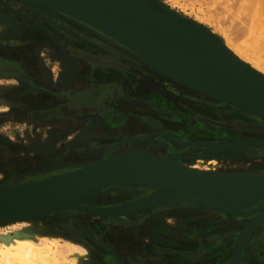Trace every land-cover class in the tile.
Returning a JSON list of instances; mask_svg holds the SVG:
<instances>
[{"label": "rangeland", "instance_id": "obj_1", "mask_svg": "<svg viewBox=\"0 0 264 264\" xmlns=\"http://www.w3.org/2000/svg\"><path fill=\"white\" fill-rule=\"evenodd\" d=\"M160 1L248 52L264 46V1L259 6L258 0H250L249 7L257 5L251 9L248 0ZM0 65V185L20 174L39 180L72 170L94 160L92 149L100 145L103 152L136 144L160 147L165 157H186L210 144L264 135L259 130L264 111L254 113L221 101L195 82L168 76L94 26L19 0H0ZM218 85L242 93L229 82ZM77 118L95 120L99 136L86 137L71 128L59 132ZM240 121L251 125L239 127ZM249 148L236 154L246 155L239 161L264 163V147ZM43 169L51 171L40 172ZM113 194L107 200L99 196L96 203L130 199L121 192ZM197 209L182 204L126 218L65 211L25 221L43 224L42 235L60 238L61 244L84 246L87 254L78 257V264H264V221L238 253L240 233L254 215L203 214ZM12 229L5 224L0 233ZM62 264H71L70 258Z\"/></svg>", "mask_w": 264, "mask_h": 264}, {"label": "bare ground", "instance_id": "obj_2", "mask_svg": "<svg viewBox=\"0 0 264 264\" xmlns=\"http://www.w3.org/2000/svg\"><path fill=\"white\" fill-rule=\"evenodd\" d=\"M28 1L33 2L35 6H39L40 9H46L42 8V6H47V3L58 6L66 12H72L82 17L89 18L130 45H135L137 48L145 51H151V53L163 61L167 67L176 71H183L195 78L206 81L210 83L212 88H221V94L226 96L225 98H239L242 100L238 102H243L245 104L247 102H253L256 107L259 108L258 111H264V54L262 55L260 53L264 48L263 45L261 50L256 48L257 50L248 52L246 49H243L244 47L235 46L229 38L217 33L207 26L212 34V36H208L203 29L198 27L199 25H203L201 22L198 21L190 24L188 20L185 19L186 17L174 11L175 9L173 8V12L175 13L166 12L164 6L167 4L160 0H136L138 2L133 6V11L138 17H145L147 15L146 17L151 16L152 19H157L156 21L158 22L151 25H147L146 23L135 25L131 20L127 19L128 14L126 11L118 7L125 6L126 3L123 0H118L121 3L115 2L116 4L114 5H116L117 8L104 3L105 0L104 2L102 0ZM249 1L250 0H248L247 7L251 5ZM263 1L264 0H258L256 4H259V6L263 4L262 6L264 8ZM141 2H144L150 10L147 11L139 7ZM260 2L263 3L261 4ZM27 4L33 5L30 3ZM256 4L254 5L255 7L257 6ZM235 5L238 6L237 3L234 4L235 8ZM254 6L249 7V9L255 8ZM88 12L90 16L87 15ZM248 12L251 14L255 11L252 10L251 12L248 10ZM262 14L260 13V15ZM49 16L50 15H48V17ZM259 17L257 16V18ZM256 21L257 20H254L255 23ZM245 22L247 21L245 20ZM245 22L243 24L244 27ZM262 25H264V23H262ZM256 29L258 30L261 28L258 27ZM235 30H238V28ZM236 32L237 31L234 33ZM238 33L239 32H237V34ZM237 34H235L233 40L236 39ZM239 39L240 38H238V40ZM261 41L264 42L263 40ZM230 54H232V56ZM3 68L8 70L5 66H3ZM214 69L217 71L214 72ZM13 75H15V72ZM163 75L166 76L165 74ZM223 80L236 84L248 94L233 93L227 88L219 86L218 83ZM89 121L90 122H88L87 118L69 121L64 125V130L60 129L61 131L59 132L63 133L66 132L65 130L68 131L71 128V130L73 129L75 132H79L80 130L81 133L86 134V137H90L91 135L99 136L100 133L97 131L98 127H94L95 120L92 121V119H90ZM260 137L262 139L264 135L253 137L249 140H260ZM84 140L85 139H83V141ZM263 147L264 144L260 146V148ZM103 148V145H100L92 149L91 155L95 156L93 158L94 160H100L101 162L108 161L97 169L92 183L89 177L84 173H74L54 179L53 184L57 192L63 193L61 191H65V193L67 192L66 194L72 195L84 192L89 189L90 185H92V188L108 181V183L89 198L88 201L80 202L82 208H89L88 210L68 209L69 211H77L92 218H126L154 209L165 211L167 208L170 209L182 204H193V201L194 203L197 201L206 207V209L197 207L199 209L197 210L203 214L208 211L229 214L226 210H219L212 206L214 204H219L221 206L230 205L235 200H241L242 196L256 193L264 189V163L258 165L256 162L252 163L250 161L246 163L244 161H239L241 156L246 157L243 153V155L237 156L236 154H231L226 151H217L215 149L205 150L204 148V150L199 149L200 151L195 152L193 156L165 157L162 153L163 149L161 150L160 147L145 148L144 145L139 146L133 144L124 147L119 152L105 150V153L102 151ZM133 153L142 154L140 156H131ZM120 154L122 156L114 158L115 155ZM147 155L191 170V174L189 173L187 181L192 184L193 191L188 189L185 179L171 168L153 165L150 164V162L146 163ZM89 163H91V161H89ZM30 178L20 174L17 180L0 185V199L35 191L38 186V183H36L37 180H31ZM112 191L124 193V195H129L134 199L114 205H103L104 203L101 205V202L99 204L96 203V199L99 196L107 200L110 194L114 193ZM263 203L264 199L258 201L251 207L240 210L241 214L244 215V213L248 212L250 215H254V218L251 224H248L247 227L242 230L239 240L246 237L259 223H262L261 221H264V212L260 208H257ZM58 208L60 207H56V209ZM256 213L259 214L256 215ZM12 217L14 218L15 216L12 215L7 219L12 220ZM8 225L12 226L13 229L8 232L4 230L5 232L0 233V264H62L66 262L68 258H70L71 264H78V257L87 254L86 248L80 244H73L69 241H64L65 244H61L60 238L43 236L41 231L45 229V226L41 223H33L32 220L31 222L23 220L19 222L12 221L8 223Z\"/></svg>", "mask_w": 264, "mask_h": 264}, {"label": "water", "instance_id": "obj_3", "mask_svg": "<svg viewBox=\"0 0 264 264\" xmlns=\"http://www.w3.org/2000/svg\"><path fill=\"white\" fill-rule=\"evenodd\" d=\"M20 1L25 2V3H30V4H33V6H35L34 3L31 1H28V0H20ZM37 1H39V0H37ZM102 1L104 2V0H102ZM123 1H125V3H126L125 6H118V7H120L121 10L126 11V13L128 14L127 19L131 20V22L133 24L141 25V24L146 23L147 25H151V24L158 22V21H156L157 19L156 20L152 19L151 16L146 17L147 16L146 15L145 17H138V15H136L134 13L133 6L138 1H136V0H123ZM115 2L121 3L118 0H109V1L105 0L104 3H107L108 5L110 4L111 6H114L117 8V6L114 5V4H116ZM46 5L48 7L42 6V8H46L49 10H54V11H58L60 13L67 14L69 16L80 19V20L94 26L95 28L101 30L102 32L107 34L109 37L113 38L114 40H116L120 44L126 46L128 49L133 51L136 55L141 56V57H146V59L150 60L154 64L159 65L161 67V70L166 72L168 76L174 75V76L179 77V78L188 79V80L198 84L201 89L209 91L207 93H209L210 95H213V96H215L221 100L237 104L240 107H242L243 109H248L254 113L260 112V110L258 111L259 108H257L253 102L252 103L247 102L245 104L243 102L239 103L238 101L242 100L239 98H225L226 96H223L221 94L222 93L221 88H219V89L212 88L210 83H208L206 81L195 78V77H193L187 73H184L183 71H176L174 69L167 67L165 65V63L163 61H161L156 55L152 54L151 51H149V50L145 51V50L137 48V46H135V45H130L126 41H123L122 39H120L117 35L108 31L107 29L100 26L99 24L95 23L91 19L86 18V17H82V16L77 15V14L72 13V12H68V11L66 12L65 10H63L60 7L55 6V5H51V4H47V3H46ZM37 7H39V6H37ZM139 7H141L142 9H145L147 11L150 10L149 7H147L144 2H141ZM164 7L163 8L165 9L166 12H173V10L169 9L167 6H164ZM134 9H135V7H134ZM173 13H175V12H173ZM87 15L90 16V13L88 12ZM185 19L188 20V22L190 24L196 23V22H193L187 18H185ZM156 26H157V24H156ZM198 27L200 29H203L207 33L208 36L209 35L212 36L211 32L208 29H206L205 27H203L201 25H199ZM230 55L232 56V54H230ZM216 71L217 70L214 69V72H216ZM223 81L233 84L243 94L247 93L246 91H244L240 87H238L236 84H234L230 81H227V80H223ZM244 102H246V101H244ZM249 139H251V138L232 139V140H227L225 142H218L216 144H210L211 146L209 149H215L217 151L218 150L219 151H226V152L231 153V154H238V153L242 152L243 150L249 149V147H251V148H254L256 146L260 147V146H263V144H264V138L261 139V137H260V140H249ZM141 154L142 153H133V155H131V156H140ZM120 156H122V155L121 154L115 155L114 158L120 157ZM103 162H101L100 160L99 161L94 160V161H91V163L86 162V163L79 165L78 167L76 166V168H74L70 171H67V172L65 171V172L56 173V174L46 176V177L36 181V183H38V186L36 187L35 191H33V192L18 194V195H14L11 197L0 199V226L8 224L12 221L16 222V221H21V220H29V219H34L36 217H40L43 215H49V214H53V213L69 211L68 209H78V210L79 209H82V210L87 209L88 210L89 208H84V207L82 208V205L80 204V202H85L86 200L88 201V199L91 198L96 192H98L104 185H106L108 183V181L103 182L101 185H97V186L92 187V188H91L92 185H90L89 189H87L84 192L77 194V195L66 194L67 192L65 193V191H61L63 193L57 192L56 191L57 189H56V187H54L53 182H54L55 178H59V177L65 176V175H70V174H74V173H84L89 177L90 182L92 183V180H93V178L97 172V169L100 168L103 164H106L108 161H103ZM148 162H150V164H153V165L171 168L172 170H174L176 173L180 174L185 179V181H186L185 183H186L188 189L190 191H193L192 184L187 181V177H189V173L191 170L184 168L182 166L167 163V162L162 161L160 159H156L155 157H151V156L149 157V155H147V158H146V163H148ZM44 171L46 172V171H51V170L43 169L40 172H44ZM241 198H242L241 200H239V201L235 200L230 205L221 206L219 204L218 205L214 204L212 207L217 208L219 210H224V211L226 210V212H229V214H241L240 210L251 207L254 204H256L258 201L264 199V189L260 190L256 193H251V194H248L246 196H242ZM146 203H148V202H146ZM192 203L198 208L206 209V207H204L203 205H201L197 201L195 203L193 201ZM92 204H93V202H92ZM164 204H166V203H164ZM164 204H162V205H164ZM204 205H206V204H204ZM56 207H60V208L56 209ZM62 207L65 209H63ZM12 215L15 216L14 218L12 217L13 218L12 220L7 219ZM250 224H251V222L249 223V225ZM248 235H249V233H248ZM247 236L243 237L241 240H239L240 242L238 244V253L241 251V248H242L244 241L246 240Z\"/></svg>", "mask_w": 264, "mask_h": 264}, {"label": "flooded vegetation", "instance_id": "obj_4", "mask_svg": "<svg viewBox=\"0 0 264 264\" xmlns=\"http://www.w3.org/2000/svg\"><path fill=\"white\" fill-rule=\"evenodd\" d=\"M235 124H236V123H235ZM237 124H238L239 127H244V128L247 127L248 125H251V124H249V123H241V121H240V122H237ZM245 124H247V125H245ZM259 130H261V131L264 132V130H263V126L260 127ZM176 157H177V156H176ZM49 169H50V168H49ZM18 176H19V175H18ZM25 177H28V176H25ZM29 178H30V177H29ZM17 179H18V177H17L16 179H10L9 181H15V180H17ZM30 179L32 180V179H34V178L31 177ZM113 195H114L113 193L110 194V196H113ZM110 196H109V197H110ZM132 199H134V198L130 196V199H127V200H122V199H121V200L119 201V203H117V204H121V203H124V202L129 201V200H132ZM257 208L263 209L264 207L261 208L260 205H259Z\"/></svg>", "mask_w": 264, "mask_h": 264}, {"label": "crops", "instance_id": "obj_5", "mask_svg": "<svg viewBox=\"0 0 264 264\" xmlns=\"http://www.w3.org/2000/svg\"><path fill=\"white\" fill-rule=\"evenodd\" d=\"M63 125V124H62Z\"/></svg>", "mask_w": 264, "mask_h": 264}]
</instances>
